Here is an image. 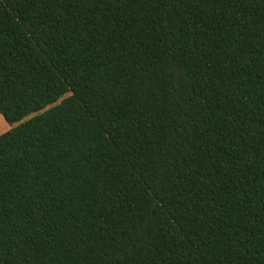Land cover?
Returning <instances> with one entry per match:
<instances>
[{"label": "trees", "instance_id": "trees-1", "mask_svg": "<svg viewBox=\"0 0 264 264\" xmlns=\"http://www.w3.org/2000/svg\"><path fill=\"white\" fill-rule=\"evenodd\" d=\"M0 114V264H264V0H0Z\"/></svg>", "mask_w": 264, "mask_h": 264}, {"label": "crops", "instance_id": "crops-1", "mask_svg": "<svg viewBox=\"0 0 264 264\" xmlns=\"http://www.w3.org/2000/svg\"><path fill=\"white\" fill-rule=\"evenodd\" d=\"M12 125L8 124L0 114V134L8 130Z\"/></svg>", "mask_w": 264, "mask_h": 264}, {"label": "rangeland", "instance_id": "rangeland-1", "mask_svg": "<svg viewBox=\"0 0 264 264\" xmlns=\"http://www.w3.org/2000/svg\"><path fill=\"white\" fill-rule=\"evenodd\" d=\"M30 116V115H29ZM29 116H26L24 119L28 118Z\"/></svg>", "mask_w": 264, "mask_h": 264}]
</instances>
